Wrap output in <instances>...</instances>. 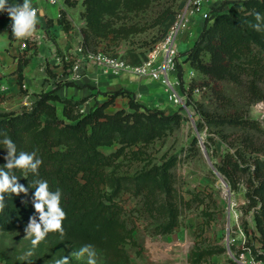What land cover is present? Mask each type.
I'll list each match as a JSON object with an SVG mask.
<instances>
[{
	"label": "trees",
	"instance_id": "obj_1",
	"mask_svg": "<svg viewBox=\"0 0 264 264\" xmlns=\"http://www.w3.org/2000/svg\"><path fill=\"white\" fill-rule=\"evenodd\" d=\"M151 1L84 0L83 49L92 42L126 39L138 32L133 25L118 24L119 13H138ZM211 11L212 23L205 27L192 50L195 57L204 43L203 50L210 55V60L205 64L196 63L195 68L210 79L228 80L244 86L248 104L252 103L250 100L262 99L256 80L259 71L253 66L260 63L264 66V55L251 54L256 48L260 54L264 53V0H231L228 10L220 6ZM255 13H260V21L256 20ZM60 21L68 31L70 26L64 20V14ZM174 21V13H169L164 20L165 28ZM257 23L261 25V31L251 27ZM139 62L135 57L133 64ZM245 75L252 79L244 82ZM54 92H42L30 110L0 114V167L6 163L3 158L6 149L2 143L5 134L15 143L17 154L35 151L43 161L38 175L29 172L25 176L23 170H14L18 182L29 190L27 195L4 194V208L0 211L1 235H25L29 218L35 215L38 219L32 204L33 182L37 179L47 181L51 191L61 190V207L66 212L63 221L66 235L61 238L58 233H49L47 237L75 251L85 244L93 245L96 255L103 260L97 264H131L126 246L139 247L134 239L135 226H130L124 217L123 194L140 199L142 212L157 223L155 233L163 236L173 234L182 225L181 217L185 211L208 203L216 205L211 193L192 191L188 192L189 198L183 195L173 172L177 163L175 157L160 164L148 162L133 175H120L116 171L117 160L125 157L128 149L164 138L173 128L171 123H176L180 115L166 116L132 101L129 104L132 111L120 109L107 113L105 110L114 99L125 94L119 90L87 113H72L73 104L69 101L70 107H64L60 116L55 101L61 99ZM216 94L221 102L226 100L222 92ZM244 111L243 108L232 113L227 109L203 111L197 127L198 130L209 127L225 145V152L214 166L228 183L231 193H243L246 199L244 214H252L260 235L259 243L264 249V129ZM214 142L213 136H208L204 144L207 149H212ZM114 146H117L116 150L105 151ZM202 215L207 225L215 216L208 209H202ZM223 250L192 249L189 262L201 264ZM23 252L6 247L0 240V264H33L31 257L19 259ZM257 258L260 260V256Z\"/></svg>",
	"mask_w": 264,
	"mask_h": 264
},
{
	"label": "rangeland",
	"instance_id": "obj_2",
	"mask_svg": "<svg viewBox=\"0 0 264 264\" xmlns=\"http://www.w3.org/2000/svg\"><path fill=\"white\" fill-rule=\"evenodd\" d=\"M189 2L190 0H152L145 10L138 13L121 12L119 13L118 24L133 25L138 29V32L133 33L126 39L115 40L109 38L99 40L97 43L92 42L89 47H86V51L84 50L86 53L94 55L102 53L109 57L118 58L124 61L127 67L122 72H130L136 75L140 79L141 85L162 88L161 100L151 104L146 103L140 96V93L136 92L134 94L126 88L121 89L125 94H121L114 99L106 108L105 111L107 113L120 109L132 111L129 107L132 101L144 109L161 111L166 116L174 114L181 116L176 123H171L173 128L167 132V136L164 138L155 140L149 145L128 149V154L117 160V173L120 175H133L140 171L148 162L160 164L169 158L175 157L177 163L173 168V172L177 181L176 185L183 195L189 198L188 192L203 191L211 193L216 201L215 206L208 203L195 207L190 211H185L181 217L182 225L173 234L163 236L155 233L154 228L157 223L142 212L140 199L123 194L121 203L125 211L124 217L130 226H135L134 239L139 244V247L127 245L126 251L130 256L131 264H191L189 257L192 249H224L221 253L212 255L201 264H230L231 256L239 259L242 253H249L254 260H257V257L260 256V260L264 261V249H262L259 243L260 235L256 231L252 214H244L243 205L246 203V199L243 193H231V206L228 208V191L220 177L213 171L206 156L207 153L214 165V163L219 162L220 156L225 152V145L221 142L219 135L210 132L211 129L209 127L206 126L201 130H198L197 127V124L201 121V113L203 111L220 112L227 109L232 113L240 111L243 108L245 109L244 114L251 119L259 121L260 126L264 129V66L261 63L258 66L255 64L253 66L254 69L259 71L256 75V80L260 86L263 98L256 101L249 99L252 102L251 104H248V94L244 86L228 80L216 81L210 79L207 75L197 70L195 64L198 62L208 63L210 55L203 50L204 43L201 44L200 50L195 57L192 56V50L205 27L212 23L210 17L213 12L211 10L216 7H212L210 4L206 6L210 16L203 18V15L195 9L196 6L190 5ZM83 7L85 12V6L83 5ZM186 10L188 21L183 22L184 25L172 35V26L185 14ZM169 13H174L175 21L166 29V22L164 20L168 17ZM195 14H200L202 22H205V26L203 27L202 24V31H200L192 43V47L184 52H179L174 44L180 35L190 33L189 31H191L194 25L192 18ZM83 19L85 21L84 17ZM84 29L83 27L81 30L82 47ZM170 35L172 36L171 44L173 43V53L170 55L172 62L164 71V65L169 58V52H166V50L170 47L167 43ZM56 54L60 56V60L57 61L58 59L54 57L56 63L54 67L59 68L57 70L61 76L72 75L71 81L76 82L80 79L79 77L85 74L84 69L87 64H91L103 72L100 67L94 65L83 54L75 55L72 52L70 54H63L60 51ZM254 54L257 57L264 55V53L260 54L258 48L253 51L251 56ZM135 57H138L140 60L137 64H133ZM262 61L264 63V59ZM79 64H83L84 74L82 72L75 74L74 67L76 68ZM50 66L47 62V69L52 72L53 69ZM137 68L143 69L145 72L138 73L134 70ZM55 74L57 75V73ZM48 76L51 77L50 74ZM167 79L172 89H174L173 91L178 95L179 101L176 103L170 98L172 89ZM249 79H252V76L245 75L243 77L244 82L249 81ZM55 80L57 81L58 78L56 77ZM60 83L58 82V84ZM21 88V91L25 94L21 96L26 97L25 99L28 100V103L24 102L22 105H14L6 112H0V114L20 113L24 110H30L35 101L39 99L41 93L34 94L33 98L30 99L29 96L31 94L29 92L25 93L27 91L25 90L26 86L22 85ZM154 91L156 92L155 94H159L160 92L156 88H154ZM219 91L226 97V100L223 102L219 100L216 94ZM113 92L103 94L88 92L89 94L84 95L81 102L73 101L72 99H62L56 94L60 97L61 101L56 100L55 106L60 116L63 113L64 107L69 108L71 102L73 104L72 113H87L88 110L84 103L87 98L93 95H103L104 100L101 103L96 102L95 104L100 105L104 101L109 100ZM4 99L0 95V102ZM66 100L67 102H63ZM208 136H213L216 148H206L204 143ZM116 148L117 146H114L113 148L105 149V151L112 152ZM202 209H208L215 214L214 219L211 220L209 225L205 224ZM245 229H247V233ZM24 237L25 235L22 234H0V240H3L6 247L27 252L32 249V245L31 240L24 239ZM32 251L33 255L31 258L34 262L31 263L33 264H54L56 259L63 256L69 258L70 264L87 263L86 255L80 259L72 258L71 253L75 250L47 236ZM25 252H23V255ZM95 259L98 263H103L102 258L97 255Z\"/></svg>",
	"mask_w": 264,
	"mask_h": 264
},
{
	"label": "crops",
	"instance_id": "obj_3",
	"mask_svg": "<svg viewBox=\"0 0 264 264\" xmlns=\"http://www.w3.org/2000/svg\"><path fill=\"white\" fill-rule=\"evenodd\" d=\"M11 5L22 4L23 0H8ZM231 0H204L203 10L209 4L212 7L223 6L228 10ZM212 3V4H211ZM34 8L38 9L37 30L34 35L39 39L26 50L21 49V41L12 37V32L8 30L11 20L7 12H0V88L1 96L5 98L0 102V112H6L9 108L17 104L28 103L25 94L21 91V86L25 85L31 94H40L44 91L54 90L62 99H72L80 101L88 92L108 93L111 91L128 89L134 94L140 93L142 99L148 103H157L161 100L162 88L149 85H141L140 79L130 73L122 72L118 75L104 73L99 68L87 64L85 74L76 82L71 81L72 75H59L55 68L54 55L63 51H70L72 54L80 55L78 50L81 47V30L86 23L83 19V0H58L50 3L48 0H31ZM64 14V20L69 24L70 29L64 30L63 24L58 17ZM198 14V13H197ZM201 14V13H200ZM196 15L192 18L194 25L189 34H182L176 40L174 46L179 52H184L192 47V43L205 26L202 17ZM48 60V61H46ZM47 62L52 72L47 69ZM83 66L80 72H83ZM51 77H49L48 73ZM57 73V75L55 73ZM56 75V76H55ZM56 77L58 80L56 81ZM67 80V81H66ZM58 82H61L58 84ZM155 85H157L155 83ZM154 88L158 89L159 94H155ZM23 95V96H21ZM159 96V97H158ZM96 97V99H95ZM104 96H92L87 98L84 103L89 111L96 102L101 103Z\"/></svg>",
	"mask_w": 264,
	"mask_h": 264
},
{
	"label": "clouds",
	"instance_id": "obj_4",
	"mask_svg": "<svg viewBox=\"0 0 264 264\" xmlns=\"http://www.w3.org/2000/svg\"><path fill=\"white\" fill-rule=\"evenodd\" d=\"M0 12H7L11 20V30L17 40H25L34 36L37 30V12L31 0H23L22 4L11 5L8 0H0ZM257 21L262 19L260 13H255ZM256 31H261L259 23L251 25ZM5 145L6 155L3 157L6 163L0 167V211L4 208L6 193L19 196L21 193L27 195L28 187L18 182V176L14 170H23L25 176L31 172L38 175V169L43 163L42 159L37 157L35 151L28 153L20 151L17 154V147L13 140L6 134L2 141ZM35 191L32 204L35 212L38 213V219L34 215L29 218L24 228V239H30L32 249H35L49 233H58L61 238L66 235L63 227V221L66 219V212L61 207L62 192L60 189L51 191L49 184L45 180H35ZM32 249L20 256V260H27L33 255ZM87 256V264H97L95 259L96 251L91 244L83 245L78 251H73L71 257L80 259ZM54 264H70L67 256H63L54 261Z\"/></svg>",
	"mask_w": 264,
	"mask_h": 264
},
{
	"label": "built area",
	"instance_id": "obj_5",
	"mask_svg": "<svg viewBox=\"0 0 264 264\" xmlns=\"http://www.w3.org/2000/svg\"><path fill=\"white\" fill-rule=\"evenodd\" d=\"M48 2L56 3V2H58V0H48ZM189 3H190V5H195L196 6L195 9L203 15V18H208V16H210V14L208 13L209 10H207V9L203 10V0H190ZM38 14H39V11L37 12V16H38ZM186 14H187V10H186L185 14L183 16H181L180 19L175 23V25L172 26V28H171L172 35L175 32H177L182 25H184L183 22L185 23V22L188 21L187 17H186ZM58 17L61 19L62 15L59 14ZM8 30L10 32H12L10 25H8ZM35 42L37 44H39V39L37 38L36 35H34L31 38L22 40L21 41V49L22 50H26V49H28L29 46H31ZM171 42H172V36L170 35V37L167 39V43H168V45L170 47L166 50V52H169L168 53V57L169 58H168V60L166 61L165 65H164V71L167 69V67L172 62V58H170V55L173 53V43L171 44ZM78 52H79V54H83L84 57L89 59L94 65L100 67L103 70L104 73H111V74H114V75H118L120 72H122L123 70L127 69L124 61H122V60H120L118 58L109 57V56L104 55L102 53H97L95 55L91 54V53H86L82 46L79 48ZM62 53L63 54H66V53L70 54L71 52L70 51H63ZM54 57L56 59H58L57 61L60 60V58H59L60 56H58V54H55ZM82 66H83V64H79L78 66H76V68L74 67L75 74H79V72L82 69ZM134 70L136 72H138V73L145 72L143 69H138V68L134 69ZM167 81H168V79H167ZM168 84H169V81H168ZM169 86L172 89L171 84H169ZM173 90L174 89H172V93H171V97L170 98H171V100H173L176 103V102L179 101V98H178L177 93H175ZM0 95H1V88H0ZM230 260H231L230 264H264V261H262V260H258V259L254 260L249 255V253H242L240 255L239 259H236V258L231 256Z\"/></svg>",
	"mask_w": 264,
	"mask_h": 264
},
{
	"label": "water",
	"instance_id": "obj_6",
	"mask_svg": "<svg viewBox=\"0 0 264 264\" xmlns=\"http://www.w3.org/2000/svg\"><path fill=\"white\" fill-rule=\"evenodd\" d=\"M206 156H207V158H208L209 164H210V166L212 167L213 171H214V172L220 177L221 181L223 182V184L225 185V187H226V189H227V191H228V201H229V203H228V208H230V206H231V191H230V187H229L228 183L225 181V179H224L223 177H221V175L217 172L215 166L213 165V163H212L211 160L209 159L207 153H206Z\"/></svg>",
	"mask_w": 264,
	"mask_h": 264
}]
</instances>
